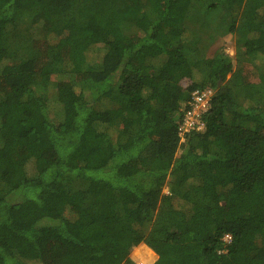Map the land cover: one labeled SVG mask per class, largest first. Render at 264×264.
Here are the masks:
<instances>
[{"label":"trees","instance_id":"16d2710c","mask_svg":"<svg viewBox=\"0 0 264 264\" xmlns=\"http://www.w3.org/2000/svg\"><path fill=\"white\" fill-rule=\"evenodd\" d=\"M39 16L66 56L33 47ZM210 22L257 83L202 53ZM0 65V264H133L139 244L153 264H264V0H0ZM40 77L69 89L37 95ZM206 86L204 129L180 142ZM54 242L63 259L43 261Z\"/></svg>","mask_w":264,"mask_h":264},{"label":"rangeland","instance_id":"374dc122","mask_svg":"<svg viewBox=\"0 0 264 264\" xmlns=\"http://www.w3.org/2000/svg\"><path fill=\"white\" fill-rule=\"evenodd\" d=\"M251 23L247 22L246 27L250 28ZM28 31H29V36L32 40L33 47L38 50V51H45L46 47L49 45L56 44L58 47L62 48L63 53L66 56L67 49L64 45L63 37L59 35L57 31L54 30L53 26L47 22L43 17H35L31 20L30 24H28ZM192 29V28H190ZM220 29L217 27L215 23H209L208 26L203 30L200 29L198 33L200 34L198 37V41H201L203 44L202 46V53L205 56H209L218 50L223 51L225 54H227L230 58L233 59V64L234 67L233 69L235 70L236 68H240L239 71V76L241 81L244 83H257V73L255 70V67L253 66V63L251 62H242L241 64H236V60L234 59L236 50L233 45V37L232 36H225L222 40H217V37L221 34ZM89 51L92 54V58L99 60L100 56L102 55L103 51L99 46H93L89 49ZM238 53V52H237ZM255 63H259L258 61ZM1 66V65H0ZM1 69V67H0ZM198 74L194 76L193 80H188L185 79L181 82V85L183 88H186L189 86L193 81H198ZM230 75L228 76V78ZM67 82L64 78L60 77H52L49 80L47 78H42L40 77L38 81L35 83L34 90L38 94H43V95H48L49 93L53 95L54 93L57 92H64L68 90L66 86H64V83ZM257 129V128H256ZM33 163L28 164V168L31 172L33 169ZM176 176V175H175ZM184 176L182 177V179ZM172 179V178H171ZM170 178L168 179V181ZM163 193L167 194L168 193V182L163 186ZM176 207H179L178 205H175ZM62 243V244H61ZM60 244L58 242H54L51 244L45 251V257L44 260L45 262L50 261L49 259L58 261L62 260L64 256V244L61 242ZM144 249H149L146 245L144 244H139L138 246L132 248L131 253H130V260L134 264L136 259L132 256L136 254L137 251H141ZM151 250V249H149ZM154 254L153 260L150 262L153 264L157 260V255L156 253L151 250ZM138 254V252H137ZM137 256V255H136ZM25 264H38V263H31V262H26Z\"/></svg>","mask_w":264,"mask_h":264},{"label":"built area","instance_id":"2783aa9c","mask_svg":"<svg viewBox=\"0 0 264 264\" xmlns=\"http://www.w3.org/2000/svg\"><path fill=\"white\" fill-rule=\"evenodd\" d=\"M214 90L210 86L197 89L191 93L188 103L189 108L184 110L178 121L177 133L180 142H184L186 137L195 131H202L204 124L201 122L202 116L208 112L214 98ZM223 240L230 242V235H225ZM135 264H152L145 257H138Z\"/></svg>","mask_w":264,"mask_h":264},{"label":"clouds","instance_id":"9594fccd","mask_svg":"<svg viewBox=\"0 0 264 264\" xmlns=\"http://www.w3.org/2000/svg\"><path fill=\"white\" fill-rule=\"evenodd\" d=\"M134 264H135V262H134Z\"/></svg>","mask_w":264,"mask_h":264}]
</instances>
